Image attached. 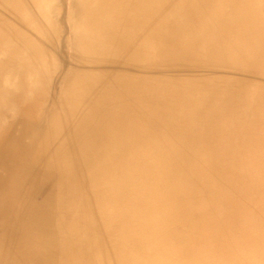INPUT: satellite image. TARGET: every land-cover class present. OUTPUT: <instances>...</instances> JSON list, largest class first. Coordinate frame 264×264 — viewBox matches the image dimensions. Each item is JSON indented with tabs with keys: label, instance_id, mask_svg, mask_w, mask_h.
<instances>
[{
	"label": "rangeland",
	"instance_id": "1",
	"mask_svg": "<svg viewBox=\"0 0 264 264\" xmlns=\"http://www.w3.org/2000/svg\"><path fill=\"white\" fill-rule=\"evenodd\" d=\"M104 5L112 8L114 1ZM183 5L179 12L173 8L153 10L151 7L145 12L149 16L153 12L155 18L162 13V17L169 19L165 27L170 37H184L186 42L199 48L205 39H198L196 32L205 35L210 31V23L213 24L210 10L194 14L190 4ZM60 6L61 13L53 15L54 19L58 18L59 35L48 34L49 42L42 41L45 53L55 59L51 63L48 95H27L19 76L27 65L13 67L7 57L2 56L0 60V82L8 74L17 83L8 86L15 93L0 103V195L3 191L7 193L11 184L21 183L22 179L18 178L24 175L17 176L21 171L25 176L36 172L31 165H22L31 154L38 159L52 156L54 166L44 167L43 182L36 188L40 186L53 199L57 215H68L74 210L67 207L65 211L64 204H82L88 213L87 223L95 225L100 220L95 205L101 195L110 196L107 203L112 201L111 209L115 212L118 197L127 191L125 188L131 187V198L139 205L136 208L133 204L130 211L134 221H149L157 230L162 229L171 244L166 260L160 264H264V73L247 68L250 65L242 67L244 62L238 68L218 66L207 55V49L188 51L186 46L178 49L171 41L165 53L158 56L155 52L156 57L144 67H139L137 61L125 62L120 55L117 58L112 50L97 57L99 61L79 62L83 57L78 58L69 44V24L64 22L65 16L62 18L68 0H61ZM1 7L0 0V49H4L6 37L11 33L6 29L19 25L14 18L16 13L3 11ZM123 28H126L125 22L116 32L125 33ZM232 31L241 38V30ZM14 32L30 38L26 29ZM22 36L20 40L24 41ZM82 67L95 68L102 77L98 76L96 83L84 78L75 85L71 81L66 85L69 77L65 72L79 71ZM13 68L19 72L10 74ZM114 72L124 73L125 77L113 80ZM216 77L226 79L221 84L226 86L225 90L210 85ZM78 83L83 84L88 96L83 112L81 107L71 106L74 99L68 95L75 93V86L81 87ZM97 99L99 103L94 106ZM34 135L37 139H33ZM83 137L88 144L85 149L80 147ZM71 168L73 175L83 176L85 185L80 178L67 181ZM106 181L109 185H105ZM33 198L39 200L35 211L39 219L33 228L45 231L50 221L43 210L49 206L39 194ZM161 202L166 215L160 210ZM28 215L18 221L25 227L16 231L15 226L10 229L6 224L0 230L5 231V236L0 235V264H6L10 258L9 247L13 244L15 248L27 235L25 231L30 228L27 225L34 222ZM195 221L196 225L197 221L200 224L196 232L192 228ZM133 223L128 219V224ZM61 234L67 233L63 230ZM98 234L104 242L101 246L106 248L104 239L109 230L101 225ZM180 235L188 238L189 246L179 251L175 240ZM92 236L95 237L89 234V238ZM49 247L45 245L43 252L50 250ZM79 264H85V260L80 259Z\"/></svg>",
	"mask_w": 264,
	"mask_h": 264
},
{
	"label": "bare ground",
	"instance_id": "2",
	"mask_svg": "<svg viewBox=\"0 0 264 264\" xmlns=\"http://www.w3.org/2000/svg\"><path fill=\"white\" fill-rule=\"evenodd\" d=\"M107 1L109 0H68V8L62 18L65 16L64 22L69 24V44L78 58L80 56L83 57L79 62L87 60H91V62L99 61L100 58L97 57L104 53L108 54L110 50H112L117 54V58L122 57L123 60L126 59L125 62H130L129 60L137 61L139 67H144V64L149 63L151 59L156 57L154 56L155 52H157L158 56L165 53L166 47L171 41L178 49L184 48V46L188 48V51L207 49V55H211L212 60L218 66L233 65L238 68L240 64L244 62L245 65L242 67L250 65V67L247 68L264 73V0H185L187 2L183 0H113L114 6L112 8H105L106 5L104 4H106ZM60 3L61 0H1V10L16 13L14 18L19 27H8L6 29L10 30L11 33L6 37L7 43L3 40L6 44V48L0 49V53H2L0 54V60L3 59V57H7L14 64L13 67L15 64L20 67L23 66V64L27 65V69L23 72L21 71L19 74V76H21L20 83H22V87L25 89L27 95H48V91L46 92V90L50 84L49 81L52 71L51 63L55 59L52 54L48 56L45 53L43 42H49V35L51 36V34L55 36L59 35L57 31L59 28L58 18L55 17L54 19L53 15H56V12L59 14L61 13L62 6H60ZM184 3L191 5L194 14L204 12V10H210V19L213 20V24L210 23L211 28L208 29L210 31L205 32V35L196 32V37L198 39H205L201 42L199 48H195L192 43L189 44V42H186L184 37H170L168 35V29L166 28L169 19L165 16L162 17V13L158 18H155L153 12L151 16L145 12L147 7H151L153 10H169L173 8L175 12H179L182 10L181 7L184 6ZM229 7H231L230 10L228 9ZM62 18L59 21H62ZM113 21H115V24ZM123 22L126 23V28L122 30H126V32L119 34L116 31L121 30ZM1 25L2 23H0V28ZM206 25L207 24H205V27ZM24 29L29 31L30 38L28 36H22L19 32L12 33L13 30ZM232 30H241V38H238L239 34L234 33ZM20 36L24 38V41L20 40ZM207 40H209L208 47L205 48L204 44ZM28 42L31 44L28 45ZM169 59L177 61L174 57H170ZM250 59L254 60V62L257 61V63L251 62ZM11 70V72L9 70L10 74L19 72V70L15 68ZM78 70L79 71H73L68 69V72H65V76L67 78L69 77L65 80L66 85L69 84L68 81H71L75 85L78 80H84V78L96 83L98 81V76H101L99 70L95 68L85 69V67H82ZM125 73L127 75L130 74L129 72ZM7 75L0 82V103L7 100L8 97L15 93V91L8 86H16L17 83L11 81ZM124 77V73L114 72L112 75V79L116 81ZM138 77L141 78V76ZM225 82L226 79H219L216 77L214 82L209 83L211 86L212 84L217 85V87H222L225 90L226 86L221 85ZM128 83L129 82H127V84ZM140 83L141 82H139V84ZM78 84H80L81 87L77 88V86H75V93L73 92L68 95L74 99L72 104L70 102L71 106L81 107L82 109L80 112H83L84 109H86L85 102L88 96H86L83 84ZM113 89L111 88L110 90ZM104 91L105 90H103V92ZM117 97L119 96L117 95ZM78 99L80 101H77ZM102 99L99 100L101 101ZM107 99L109 98L107 97ZM96 101L94 106L99 103L98 99ZM5 102L6 101L3 103ZM62 116L65 115L62 113ZM103 120H105V118H103ZM36 130H38V127ZM30 135L32 136V133ZM77 138H79V135ZM33 139H37V136L34 135ZM24 141L23 143L26 142ZM108 146L109 145L106 147ZM80 147L81 149L88 148V144H85L84 137L82 138V145ZM71 152L74 154L77 153V151ZM23 158L25 159V156H23ZM24 164H27L26 167H28V164L31 165L32 170L36 172L30 176H25V174L21 173L22 171L20 173L17 172L19 173H16L17 176L24 175L18 178L22 179L21 183L11 184L8 187L9 191L7 193L3 191L0 195V230H2L3 226L6 224L10 229L15 226L16 231L18 228L25 227L22 221L20 222L21 225L18 221L22 220L26 214H29L28 216H31V221L34 222L27 225L30 228L28 231H25L27 235L24 236L23 241H21V239L15 245V248H13V244L9 247L11 256H9L10 258L7 260L6 264H42L43 261L44 264H79L82 258L85 260V264H126V262L127 264H160L166 260L168 254L167 249L170 250L169 245H171L165 237L166 234L162 229L158 228L157 230V227L149 223V221H134L130 214L131 209H133L132 205L136 204L131 198V187L125 188L127 191L124 190L118 197L119 203H115V212L111 209L112 205L110 203L112 201L107 203L110 196L105 198L104 195L106 194L101 195L99 203L95 205L100 220H98L95 225L92 223L90 225L87 223L88 221H86V218H88L87 210L82 204L79 206L73 203L64 204L65 211L67 207L70 209L74 208V210L69 213L68 209V215L59 216L54 209L53 199L50 200V198L40 190V186L43 182L42 180L44 179V167H49L50 169V167L54 166V158L52 156H45L38 159L34 154H31L29 159L23 161L22 165L25 167ZM60 167H62V165H60ZM71 172L72 168L70 172H68L69 177L67 176V181H76L75 178H80L81 182L84 184L83 176L81 178L79 175H73ZM93 174L94 172H92V177ZM112 176L113 173L109 174L107 180ZM92 181L97 182V179L92 178ZM37 185L40 186L36 188ZM105 185H109L107 181ZM38 194L41 196V200L44 198V202L49 206L43 210L49 218L47 221H50V224L45 226L47 227L45 231L39 228L37 230L33 228L35 221L39 219H36L38 214L36 215L35 213L39 200L34 199L33 195L37 197ZM96 200L97 198L93 199L92 204H94ZM7 205L9 208L6 207ZM24 206L25 209L22 210ZM164 206V202H161L160 210L166 215ZM138 207L139 205L136 204V208ZM156 218L158 219V217ZM128 219H132L134 223L128 224ZM101 225L107 228L111 234L104 239L106 248L101 246V243L104 242L101 241L98 234V229ZM196 227H200L199 221H197V225L196 221L192 222V228L195 232L197 229ZM153 228H156L155 232L152 231ZM63 230H65L67 234L62 235L61 232ZM45 232L48 233L43 235ZM33 233L37 234L32 235ZM89 234H94L95 237L92 236L89 238ZM0 235L1 237L5 236V231H2ZM171 238L172 237H170V239ZM187 239L186 236L180 235V238L175 240L178 243L179 251L183 246L185 248L189 246L186 242ZM10 240L12 241V239ZM20 243L21 245H19ZM35 244L39 245L36 246ZM44 244L47 246L50 245V250L47 249L46 252H43L45 247ZM102 248L105 250L104 254ZM2 264L5 263L3 262Z\"/></svg>",
	"mask_w": 264,
	"mask_h": 264
}]
</instances>
